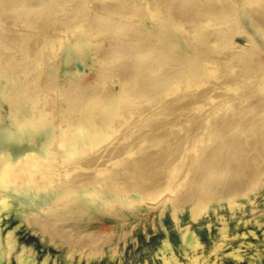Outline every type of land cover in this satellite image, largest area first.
<instances>
[{
    "label": "rangeland",
    "instance_id": "374dc122",
    "mask_svg": "<svg viewBox=\"0 0 264 264\" xmlns=\"http://www.w3.org/2000/svg\"><path fill=\"white\" fill-rule=\"evenodd\" d=\"M19 1L16 2V0H0V5L2 6L0 7L2 8L3 13H1L0 8V22H2L0 23V87L3 85H8L7 93L10 95L6 97L0 94V115L2 113H5L6 111H9L11 108H16L17 116H24L25 114L28 116L30 115L33 118V122H36L38 121V116H40L38 114H41L40 112L44 107L46 108V106L48 105L52 106V103L57 102L55 106V103L53 104L55 111H57L58 104V110H60V112L63 113L64 111V113H66V111H68V113H71L73 115L72 117L70 116V114V118L67 117L68 114L64 115L63 113L62 119L57 120V122L59 121V125L63 126L66 132L69 131L71 133L74 131L76 132L78 130L77 127L79 129H83V127L85 126L89 130L92 129L91 127H94V130H96L94 122L98 120V118L103 117L102 115L104 111L106 112L111 109L110 106L114 105L113 102L116 101L115 98L120 97L122 99L121 102L126 101L127 104L125 102L124 104H122V106L119 105L117 109L113 110V115L115 114L116 116H112V118L114 119V123L111 126V128L113 129L109 127V129H111L109 130V135L107 134L109 137L105 135L104 137H102L103 139H96L89 143L84 142L85 144H79L76 141L75 144L77 145H75V147H78L80 150L78 149L76 152H72L73 159L70 162L66 163L64 166L61 167L57 159L43 158L41 155L39 156V154H33L32 152H35L34 150H27V153L25 152L26 155H35L34 161L30 163L35 162L36 164L34 163L27 165V162H29V156L26 157L24 153L22 157L18 158L19 160L17 159L15 164L10 165L12 167V170H14L15 172L12 173H14V176L18 178L21 177L22 179L26 180H33V182L34 179L36 182L43 181L45 180L44 178H46V181L50 179H53L55 181L63 177L65 179L64 182L67 181L66 183L68 187H74L77 185V187L74 188L75 190H79L80 187L91 184L90 180L92 179H99V177L101 179L108 178V175L110 174L112 178L124 180L125 186L123 185V183L120 184V187L122 189L125 188L123 191H126L128 187L132 186L131 188H133V192L139 190L141 191V195L144 196L129 198L130 200H127L125 202L122 200L113 199V203H111L112 205L110 204V202L106 203L105 205H103V203H100V205H96L86 201L82 196H80L79 193L73 194L76 191H72L67 193L66 198L64 197L65 200H63V198L62 201H58L61 203H47L42 205L40 209H24L23 214H20L22 218L19 217V215L17 216L14 210L2 208L0 211V234L6 236L8 233L14 232L17 240L20 243L27 242V244L29 245L33 244L36 251L35 257L37 261L35 263L34 260V262H29L28 264H264V146L260 145L261 142L264 143V128H262V130L260 129V122L254 124L258 125V128H255V133H258L256 134L258 137L254 139L256 140V142H258V147L255 146L252 148V146H250L246 154L247 158L246 156L245 158L243 157V159L246 160L243 161L244 163L249 161L248 167H238L239 169H248L246 172L244 170L235 171V168H232L233 170L229 169L228 173L226 174H229L232 177L227 175L226 178L228 179L225 178L223 180L221 179L222 177H218L219 179H221V182L217 180V173H214L212 176L213 181L217 180V185L215 184L214 187L215 189L207 188L203 185L205 187L204 188L200 185V183H198L199 181H197V184H195H199V189H196V187L198 186L194 187L196 190L193 188L189 189L190 187L187 184L188 182L196 179V177L198 178V176H201L200 174L197 175L198 173L194 172V167L191 166L193 163H195V159L198 158L199 154H195V152L191 150H194L196 146L199 147L201 143L206 144V142L208 145H210L208 148L209 150H212L210 147H218L217 145H214L216 143V140L210 141L208 139V136L206 135L208 131L205 130L206 126H208V123L211 125V121L213 123L218 119V117H220L215 116L214 118V116L212 117L209 115L211 112H215L216 110H214V104L217 107L220 103L219 101H222L221 99L232 101L230 104H228L229 107L225 108L227 110L229 108L234 109L235 106H233L232 104L236 105V110H233L235 112L232 111L235 114L229 112L230 110H232L230 109L227 113L228 116L227 114L226 116L228 118L233 114L231 117L235 118V120L237 118L238 121L243 122L241 124L243 127H246L247 125L249 127L250 122L253 121L251 120V117H248L247 114L251 116V112H255L252 113V118H255L257 116L258 120L260 119L259 115H261V117H263L264 115V113L261 114L262 112H264V108L260 107V109H258H262V111H259V115L256 113L258 112L257 108L255 109V111L251 112H247L246 109L245 111L247 113L243 114V116L236 115L237 112H239V109L246 108L245 106L248 107L249 104L252 107L257 104V101L258 103L263 101L264 58L258 54L264 51V48H262V51L260 49L262 44L259 42L260 44L257 45L259 47V52H256L258 50L254 51L255 53L253 54L252 58L246 62H243V64H241L240 62V64H238V62L236 61V63L238 64L237 65L236 63H234L235 61H232L235 59H233L232 56L236 55V51L238 52L241 47L243 48L248 45L250 47L252 46L250 44V40L260 41L262 38H264V28L262 31V26L264 27V23L261 26V23L264 20V15H261L264 12L262 11L264 10V0H257L253 2L254 5L249 0H122L124 2H122L121 0H104V2L106 1L105 4H103L102 0H76L77 3L75 0H32L33 3H36L38 6L41 5L38 4L39 1L40 3H43L42 6L37 7V9L35 8L37 6L36 4L35 7L33 6L34 4L31 5L33 6V11L36 10L38 12H29L30 15L28 13L27 15H24L26 14L24 10L31 11L30 9H27L28 7H30L29 0H26L28 4L22 0L23 2H21L23 4L26 3L24 5L28 7L23 5L20 6L22 8L21 9L18 8L19 6H17L19 10L21 9L20 11H17L14 7V10L17 11V14H14L16 13V11L12 14H14L13 16L15 17L10 15L7 8L3 9L5 6L7 7L10 4L12 5L13 3H16V5H18L17 3H19ZM32 1L30 2V4H32ZM68 1L71 3H69ZM80 1L82 2V4L80 3ZM246 1L249 2L248 4L250 5H247ZM73 2L75 4H72ZM139 2H143L146 8H139ZM237 2L240 3L238 4ZM22 3L19 4L21 5ZM78 3H80L81 5H77ZM236 3L238 5L235 6ZM65 5L66 8H64ZM68 5L72 7H69ZM85 5L89 6H87L88 9ZM98 5H104L105 7H107V9H110L113 12L116 11V13L118 14H115L113 16L115 17V20L109 21L110 25L117 24V21L118 24H120L119 21L122 22L123 20L125 22L127 21L126 19L130 17L131 19L128 18L130 20L129 22L131 23V20L133 19L134 21L132 20L133 22L131 24L134 25V27H136L137 25L139 27L137 26L136 28H133L131 27L132 25L130 26L129 24L132 33L129 32L130 28L128 27V29H124L128 31L124 32L123 30L124 33L122 32L120 35L116 34L117 31L115 30V26H104L103 24L99 23V18L100 21L103 20L102 17H110L111 19L113 18L112 16H109L105 11V13L98 11ZM239 5H241V7ZM252 5L260 6L261 8L259 7L260 10L258 9L254 11L253 9L251 10V7L253 8ZM23 7H26V9ZM130 7H132V9H129ZM235 7L236 9H234ZM55 8L56 13L58 14L55 13ZM77 8H83V10L85 11L82 13L83 10L77 11ZM95 8L97 9V11L95 10ZM229 8H231L232 10H230ZM66 9L68 12L66 11ZM244 9H246L249 13L255 12L252 15L249 14L251 15V18L255 17L254 20L260 19V22L255 20V22L257 23L255 26L256 28H254V26L252 25H249L248 21L243 18L242 15ZM3 10H6V14H9L11 18H9L8 15H4L5 11ZM250 10L253 12H250ZM21 11L24 14H22ZM57 11H59L60 13ZM69 11L71 14L69 13ZM74 11L77 12V16L75 15L76 12ZM141 11H144L145 15L146 12H148L149 14L160 12V14L163 16V20H155L147 15L145 17L143 16L144 13L142 14ZM256 11L262 13H259V15L258 13H256ZM19 12H21V15H18ZM51 12L55 15H53ZM66 12L67 14H65ZM62 13H64L65 16H63ZM230 13H232V16ZM98 14L102 16H99ZM215 14L218 16L220 14L222 18L220 16L217 17ZM208 15L211 17V19H208L210 18L207 17ZM227 15H229L230 18H233L229 20L230 23L228 21H224L227 20ZM2 16H4V18ZM205 16L207 17V21L205 20ZM120 17L121 19L119 20L118 18ZM95 18L98 20L99 25L96 23L97 21ZM110 18L108 20H110ZM2 19L6 21L4 22ZM219 19L223 20L225 23L223 21L218 22ZM53 20L55 23L53 22ZM135 20H138L137 24H134L136 23ZM93 21L95 22V25ZM112 22H114L115 24ZM170 22L175 24L178 30L173 31L171 29H165ZM96 29L98 31H95ZM135 29H137V34L133 32ZM138 29L140 30V32L138 31ZM99 31L103 32L101 34L104 35H101ZM195 33L197 34L196 36ZM117 36H119V38L123 40V44H118V47L120 48L118 49L120 51H115V53H113V51L111 52L110 50L111 48H113L112 44L114 43L115 45V42L118 41L116 40V38H118ZM154 37L156 39H154ZM180 38L183 39L184 45L178 43L180 42ZM218 38L220 39L218 40ZM73 40H79L80 47L79 50L76 51L75 56L67 58L66 56L68 53L66 47ZM139 40L141 41L139 42ZM174 45H176V47H173ZM226 47H228L230 50H226ZM200 48L204 49V51ZM231 50H234L235 52ZM225 51H228L226 53L229 54H224ZM56 53L58 54V56ZM186 56H189L191 58L198 56V66L191 65V67L188 66L187 68H185V62H182V64L181 61L182 59L184 60ZM200 57L204 58L203 62L202 58ZM207 57L209 58L207 59L209 61L205 60ZM210 57H215L216 60H210ZM217 59H220L221 63ZM240 59L241 58H239L238 61H240ZM226 60L232 61L235 65H237V67L239 65H241L242 67L243 65H247L244 68H246L248 76H242L240 73L244 74L245 71L242 70V67L238 68V70L241 69V72L239 71L240 75H237V83L235 82L236 84H234V86L237 87L238 90H240V88L243 90L237 92L234 89L230 90V85H228L229 83L223 81L222 76H224L227 72ZM210 61L218 63L215 64L213 62L214 64L212 65ZM44 63L47 64L45 65ZM220 64L222 65V67ZM200 65H208L206 69L207 73L204 76L200 75ZM51 67L52 69L48 70V68ZM213 68L216 69L214 70ZM224 68H226V71ZM222 69L224 70L223 72H221ZM190 73H192L191 76H189ZM197 75H200L201 77H199L200 84H196L198 85L197 88L195 87L196 85L193 86L194 88L191 86L193 92H190V87H183L188 78L190 79V77L193 76L194 79L197 77ZM48 76L50 77V79ZM241 77L246 78L242 79ZM202 78L204 80H202ZM104 79L105 81H103ZM55 81L56 83H54ZM148 81L149 83L151 82V84L148 83L149 86L146 85L145 89H143L144 85ZM259 81H261L260 84ZM48 83L51 84L52 87L57 86L55 87L57 88V90H54V87L50 88V85ZM156 84L159 86L157 87ZM47 85L49 89L46 87ZM68 85L71 87H69L70 89L68 88ZM248 86L255 88H250ZM125 87L129 88V90L131 89L129 91V93L131 92L130 94H126L128 90L126 89V92ZM147 87H149V92L148 90L146 91ZM154 87L155 89H153ZM178 87L184 89V92L182 89H178ZM61 88L63 89L61 90ZM105 88L106 91H104ZM109 88L112 89L111 92H109L110 94H112L111 96L108 93V90L110 91ZM141 88L143 89V91H141ZM248 88H250V90ZM26 89L30 90V93ZM173 89L174 93H172ZM138 90L143 94H140ZM42 91L45 93H43ZM195 91L201 92H199L200 94L198 96H192L194 95ZM104 92L106 94L108 93L109 96H106ZM146 92L147 95L145 94ZM47 93H49L51 97ZM103 93L106 97H104ZM148 93L149 95L150 93H153L154 97L153 94H151L149 97ZM176 93L180 94L181 96L177 95ZM208 93L211 94L210 99H218L217 102L213 101L212 99L210 100ZM240 93H243L245 95H239ZM187 94H191V97H188ZM12 95L14 99L11 98ZM234 95H237V97H234ZM128 96L131 97L132 104L130 103V97ZM204 96L210 101L207 100ZM218 96L222 98L220 99ZM259 96L260 98H258ZM122 97H125L124 100ZM126 97L128 99H126ZM233 97L235 98V100L236 98L238 99L237 102H235ZM102 98H107L106 106L103 103V101L105 102V100ZM182 98L185 100H183ZM249 98L253 100L255 99V101L251 100L250 102ZM181 99L183 100V103L181 102ZM36 100L38 103L36 102ZM243 100H246L245 102L250 103H244ZM153 101L155 103H153ZM171 102H173L174 104L172 103V105H170ZM197 102H199L200 105H197ZM202 104L204 105V107ZM243 104L244 106H242ZM100 105H104L106 107V110L100 107ZM158 105L162 107L160 108ZM190 105H193V108H190ZM198 106L199 108L201 106V111H193V109H199ZM178 107L179 109L180 107H183V109L181 108L179 110ZM121 108L124 109L123 112H126L121 114ZM210 108H212L213 111L210 110ZM129 109L130 111L132 110L133 114H130V111L129 113L127 112ZM184 109H187V115L180 114L181 112L186 111ZM37 110L39 111L38 113ZM190 110L196 113V115L198 113V116L200 115L194 121V123L190 125L194 128L197 127V129L190 128L188 130H182L180 128L187 126L189 123L188 121L190 120L189 118L192 116L193 112H191ZM83 111H85L84 114ZM88 111L91 112L92 115ZM158 111L163 113H159ZM240 112L239 114H242ZM95 113L99 114V116L97 117V114ZM79 114L80 116L84 117H78ZM89 115H91L90 117L92 118L88 120L91 121L92 119V122H88V120L85 119V117L89 118ZM117 115H120V119ZM245 115L247 116L244 117ZM104 116H106V114ZM51 117L52 115L49 117L50 120H54V118ZM178 117H180L181 119ZM200 117L204 120H202ZM205 117H208V119L206 120ZM77 118H79V122L77 121ZM116 119L117 121H115ZM220 119H222V117H220ZM69 120L72 121L71 125ZM83 120L85 121L86 125H83ZM255 120L256 118L254 119V121ZM64 121L67 122L64 123ZM199 121L201 123H199ZM203 121H206L208 123L206 124ZM244 121H248L245 122L246 126L244 124ZM77 122L81 124L79 125ZM56 123L54 124V127L58 126V124L56 125ZM74 123H77V126H75ZM72 124L75 127L72 126ZM69 125L73 128H71ZM198 125L200 126L198 127ZM204 125L206 126L204 127ZM202 129H204L203 133L204 131H206L203 134V139L205 142L202 141L197 143L194 148L189 147L188 144H190V142L188 141L184 142V144H181L180 142V146L178 145V138L180 136L185 137L187 134L188 137L190 135L189 138L192 140L195 136L198 137L202 133ZM114 130H117V133L115 135ZM236 133L238 134V132ZM237 134H234V136H236ZM259 135L263 138L259 137ZM69 136H71V134ZM234 136H231V138L233 139ZM35 137L36 136H32L31 140L34 141ZM225 137L221 139L224 140L226 139ZM206 138L208 140H205ZM252 138L253 137L250 136L248 140H251ZM257 138H260L259 141H257ZM103 140L105 141L103 142ZM220 141L221 140L219 139V143L217 142L216 144L222 145ZM56 142L54 144H56ZM224 143H226V141H224ZM54 144H52L50 148H54ZM81 147H84V149H82ZM187 149L190 151H188ZM222 149L221 151L223 152V155L225 153L226 156L231 151L230 147L228 148L230 150H227L225 148ZM259 149H261L262 151ZM185 152H187V155ZM205 152H207V154L211 153L208 151ZM220 152V155L217 154V157H215L214 160H216L218 156H220V158L223 156ZM180 154L183 155L181 156ZM180 156L182 157V159H180ZM44 161H46L47 163H44ZM209 161L207 160L206 162H204L206 164V167H203L207 168L213 165L209 164L208 166L207 164ZM179 162H181V164ZM24 164L27 166L26 171L30 168L28 172H24ZM39 164H42L41 166L44 167V171L46 170L47 172H49L48 175L50 176V179L48 178V176L46 177L47 173L46 175H44V171L38 172L37 169ZM235 164H237L238 166L241 164V162H236ZM235 164H233L231 167L236 166ZM242 164L240 166H242ZM195 165L197 166V164ZM32 167L34 168V170L32 169ZM63 167L66 173L59 171ZM257 167L258 169H256ZM190 168L191 170H189ZM174 169H176L177 173ZM33 171H37V173H34ZM237 171H242L244 173L240 175V173H238ZM236 172L237 174H234ZM31 174L34 175L31 176ZM94 176L96 177L94 178ZM235 178H237L236 180H238L239 182H237L236 180L233 181V179ZM199 179L201 180L202 178ZM240 179L243 180L244 183H240ZM231 181L237 182V184L240 183L239 185H237V187H242L243 184V188H246L248 186L249 189H247L246 192V189L243 191L246 194H242V188H238L236 189V191L235 189H233V187L229 190L228 186L232 184L234 185V183H232ZM227 182H231V184ZM226 183L228 184V186L226 185ZM120 187L119 190L121 189ZM237 187L235 186V188ZM210 189L215 190L216 193H211L212 190ZM216 189L219 190L216 191ZM227 191H230L231 194L226 193ZM189 192H194V194L192 195L190 193L191 195L189 196L187 195ZM209 192L211 194H208ZM232 193L235 194L232 195ZM236 193H238L239 195L236 196ZM128 195L130 196V194H126V196ZM206 195H211L214 197V199L210 198L209 200L208 196L206 197ZM192 196H195V198H193ZM3 201L4 199L0 198L1 204L4 203ZM130 202L132 203L130 204ZM57 204H59V207L57 206ZM108 204H110V206H108ZM58 208H61L60 212L59 214L57 212H54L58 214V216L54 217L53 210H56ZM50 209L53 210L51 211ZM48 216L51 217L49 218L50 220L48 219ZM17 217H19V219ZM54 218H58L59 220L57 219L56 221V219ZM60 218H62V220H60ZM48 220L51 222H49ZM166 238L169 239V243H171V245H169V247L167 246V248H163V244L168 243L166 241ZM183 239L185 240L187 248L182 247ZM21 248L18 249L17 252V255L20 256H17L18 260L24 256H33V248H30L31 250H25V253ZM27 252L29 253L27 254ZM18 260L14 256L11 258V260L9 257H6V259L4 258L1 264H18L20 261Z\"/></svg>",
    "mask_w": 264,
    "mask_h": 264
},
{
    "label": "bare ground",
    "instance_id": "6f19581e",
    "mask_svg": "<svg viewBox=\"0 0 264 264\" xmlns=\"http://www.w3.org/2000/svg\"><path fill=\"white\" fill-rule=\"evenodd\" d=\"M19 0H16V2H18ZM22 0H20L19 1V3H22L23 1H25L26 3H27V1L26 0H23L22 2H21ZM32 0H29V5H30V7H28V6H26V5H24V4H26V3H22L21 5L19 4V3H17L18 5H16V3H13L12 5L10 4L9 6H11V7H9V6H5L3 9H6L7 8V10H8V12L10 13V15H14V14H17V11H20L22 8L20 7V6H26V7H28L27 9H30L31 11H28V10H24L25 12H26V14H24L22 11V14H24V15H27V13L30 15V13L31 12H35V11H33L34 9L32 8L33 6L35 7L36 5L33 3V1H32V4H30V2H31ZM70 1V0H69ZM68 1V2H69ZM73 1V0H72ZM76 1V0H75ZM82 1V0H81ZM80 1V3L82 4V2ZM84 1V0H83ZM88 1V0H87ZM87 1H86V4H87ZM92 1V0H91ZM114 1V0H113ZM112 1V2H113ZM122 1V0H121ZM128 1V0H127ZM126 1V2H127ZM142 1V0H141ZM143 1H146V0H143ZM252 4H253V2H255V1H257V0H249ZM260 1V0H259ZM262 1V0H261ZM51 2V1H50ZM63 2V1H62ZM65 2H67V1H65ZM100 2V1H99ZM102 2H103V4H105V2H104V0H102ZM101 2V3H102ZM118 2V1H117ZM122 2H124V1H122ZM125 2V3H126ZM234 2V1H233ZM236 2V1H235ZM247 2V1H246ZM7 3V4H8ZM43 3V2H42ZM42 3H40V1H39V3L38 4H41V5H39V6H42ZM59 3V2H58ZM69 3H71V2H69ZM76 3H77V1H76ZM80 3H78L77 5H81ZM109 3V2H108ZM124 3V4H125ZM238 3V2H237ZM235 4V6L236 5H238V4ZM249 2H247V5H250V4H248ZM28 4V3H27ZM34 4V5H33ZM72 4H75L74 2L72 3ZM71 4V5H72ZM97 4V3H96ZM107 4V3H106ZM112 4V3H111ZM127 4V3H126ZM159 4V3H158ZM14 5V6H13ZM31 5H33V6H31ZM56 5V4H55ZM91 5V4H90ZM108 5V4H107ZM129 5V4H128ZM147 5V4H146ZM243 5H246V4H243ZM254 5V4H253ZM252 5V6H253ZM1 6V5H0ZM17 6H19L18 8H21L20 10L17 8ZM38 5L35 7L36 9H37V7H39ZM44 6V5H43ZM48 6V5H47ZM69 7H72V6H70V5H68ZM76 6V5H75ZM78 6V7H79ZM86 6V5H85ZM88 6V5H87ZM86 6V8L88 9V7ZM120 6V5H119ZM124 6V5H123ZM133 6V5H132ZM240 7H241V5H239ZM2 7V6H1ZM0 7V8H1ZM14 7L16 8V10H14ZM26 7H23V8H25L26 9ZM45 7V6H44ZM59 7H61V6H59ZM58 7V8H59ZM64 7V6H63ZM62 7V8H63ZM138 7L140 8H146V6H145V4L143 3V2H139L138 3ZM238 7V6H237ZM247 7V6H246ZM245 7V8H246ZM260 6H253V8L251 7V10L253 9L254 11L255 10H260V8H259ZM64 8H66V5H65V7ZM137 8V7H136ZM156 8V7H155ZM225 8H226V6H225ZM263 8H264V6H263ZM40 9H41V7H40ZM70 9V8H69ZM72 9H75V8H72ZM93 9V8H92ZM97 9H98V11H101V12H103V13H105V12H107V14L109 15V16H112V18L113 19H111L110 17V20H108L109 18L107 17V18H104V17H102L103 18V20H101L100 21V18L98 19L99 20V23L100 24H103L104 26L105 25H109V26H115V30L117 31V33L116 32H114V33H116V34H121L122 32H123V30L124 29H128V27L130 28V30H129V32H131L132 33V31H131V27H133V28H136V27H134V25H132L131 23L134 21L133 19V21L131 20V23L129 22L130 20L128 19V18H130V17H128L126 20L128 21H123L122 20V22H120L119 21V23L120 24H118V21L116 22L117 24H115L114 22H112V23H114L115 25H110L109 24V21H111V20H115L114 18L115 17H113L115 14H117L116 13V11L115 12H113V11H111L110 9H107V7H105L104 5H98L97 6ZM97 9L95 8V10L97 11ZM119 9V8H118ZM129 9H132V7H130ZM230 10H232L231 8H229ZM234 9H236V7L234 8ZM233 9V10H234ZM247 9V8H246ZM246 9H244L243 10V18L244 19H246V21H248V24L249 25H252V26H254V28H256L255 26H256V22H255V20L256 21H259V20H257V19H255L254 20V18H251V15L253 14V13H255V12H253V11H251L250 10V12H253V13H249V12H247V10ZM50 10V9H49ZM55 10V13H56V8L54 9ZM58 10V9H57ZM63 10V9H62ZM78 10H83V8L82 9H78L77 8V11ZM223 10V9H222ZM225 10V9H224ZM3 11H5V14L4 15H8L9 16V14H6V10H3ZM16 11V13H14V14H12L13 12H15ZM28 11V12H27ZM52 11H53V9H52ZM65 11V10H64ZM66 11H67V9H66ZM85 10H83L82 11V13L84 12ZM105 11V12H104ZM120 11V10H119ZM122 11V10H121ZM137 11H138V9H137ZM262 11H264V10H262ZM7 12V13H8ZM21 12H19V14L18 15H21ZM30 12V13H29ZM36 12H38V11H36ZM57 12H59V11H57ZM68 12V11H67ZM67 12L65 13V14H67ZM74 12H76V11H74ZM142 12V11H141ZM1 13H2V8H1ZM52 13V12H51ZM53 13H54V11H53ZM52 13V14H53ZM60 13V12H59ZM69 13H70V11H69ZM82 13H80V14H82ZM144 13V11L142 12V14ZM256 13H260V12H257L256 11ZM262 13V12H261ZM260 13V14H261ZM3 14V13H2ZM56 14H58V13H56ZM63 14V16H65L64 15V13H62ZM71 14V13H70ZM75 14V13H74ZM85 14V13H84ZM83 14V15H84ZM96 14V13H95ZM203 14V13H202ZM205 14V13H204ZM209 14V13H208ZM218 14V13H217ZM231 14V16H232V13H230ZM249 14H251V15H249ZM259 14V15H260ZM53 15H55V14H53ZM76 16H77V12H76V14H75ZM99 15V14H98ZM118 15V14H117ZM130 15V14H129ZM140 15V14H139ZM146 15L147 16H149L150 18H152V19H155V20H163V16L160 14V12H156V13H152V14H149L148 12H146ZM146 15H145V13H144V15L143 16H145L146 17ZM182 15H184V14H182ZM216 15V14H215ZM258 15V16H259ZM261 15H264V12L261 14ZM49 16V15H48ZM51 16V15H50ZM70 16V15H69ZM74 16V15H73ZM99 16H102V15H99ZM120 16V15H119ZM123 16V15H122ZM134 16V15H133ZM142 16V15H141ZM191 16V15H190ZM204 16V15H203ZM217 17H221L222 18V16L219 14V16L218 15H216ZM3 18H4V16H2ZM13 17H15V16H13ZM12 17V18H13ZM24 17V16H23ZM95 17V16H94ZM97 17V16H96ZM106 17V16H105ZM207 17H210L209 15L207 16ZM206 16H205V20H206V18H207ZM8 18V17H7ZM9 18H11L10 16H9ZM126 18V17H125ZM232 18V17H231ZM231 18L229 17V15H227V17H226V19L227 20H224V21H228L229 22V20H231ZM257 18V17H256ZM262 18V17H261ZM264 18V17H263ZM49 19H51V18H49ZM96 19V18H95ZM105 19V20H104ZM119 20L121 19V17L120 18H118ZM123 19V18H122ZM131 19V18H130ZM137 19V18H136ZM165 19V18H164ZM208 19H211V17L210 18H208ZM214 19V18H213ZM212 19V20H213ZM233 19V18H232ZM3 21H4V19H2ZM94 20V19H93ZM98 20L96 19V23L98 24ZM116 20H117V16H116ZM173 20H175V19H173ZM179 20V19H178ZM262 20V19H261ZM6 21V20H5ZM4 21V22H5ZM50 21V20H49ZM65 21V20H64ZM93 21V22H94ZM138 21V20H137ZM137 21L135 20V22L136 23H134V24H137ZM140 21H142V20H140ZM168 21V20H167ZM207 21V20H206ZM219 21H223V20H218V22ZM223 21V22H224ZM264 21V20H263ZM262 21V23H261V26H262V24L264 23ZM53 22H54V20H53ZM95 22H94V25H95ZM209 22V21H208ZM207 22V23H208ZM211 22V21H210ZM260 22V21H259ZM0 23H2V22H0ZM55 23V22H54ZM111 23V24H112ZM139 23H141V22H139ZM143 23V22H142ZM225 23V22H224ZM230 23V22H229ZM234 23H236V22H234ZM247 23V22H246ZM49 24H51V23H49ZM129 24H130V26H129ZM209 24V23H208ZM54 25V24H53ZM52 25V26H53ZM99 25V24H98ZM141 25V24H140ZM233 25V24H232ZM232 25H231V27H232ZM264 25V24H263ZM55 26V25H54ZM117 26V27H116ZM235 26V25H234ZM233 26V27H234ZM2 27H4V26H2ZM98 27V26H97ZM139 27V26H138ZM163 27V26H162ZM229 27H230V25H229ZM54 28V27H53ZM104 28V27H103ZM112 28V27H111ZM263 26H262V31H263ZM0 29H1V27H0ZM99 29V28H98ZM113 29V30H114ZM165 29H167V30H169V29H171V30H173V31H176V30H178V28L175 26V24H173V23H168V26L165 28ZM233 29V28H232ZM235 29V28H234ZM136 30L137 29H135L133 32H135L136 33ZM180 30V29H179ZM80 31V30H79ZM95 31H98L97 29L95 30ZM102 31V30H101ZM107 31V30H106ZM125 31H128V30H124V32ZM138 31L140 32V30L138 29ZM100 32V31H99ZM123 32V33H124ZM181 32V31H180ZM185 32V31H184ZM264 32V31H263ZM101 33H103V32H100V34ZM105 33V32H104ZM109 33H112V32H109ZM113 33V34H114ZM134 33V34H135ZM138 33V32H137ZM136 33V34H137ZM167 34V33H166ZM101 35H104V34H101ZM115 35V34H114ZM126 35V34H125ZM197 34L195 33V36H196ZM234 35V34H233ZM248 35H250V34H248ZM166 36V35H165ZM169 36V35H168ZM220 36V35H219ZM118 38H116V40H118V41H116L115 42V45H114V43L112 44V47L113 48H111V52L113 51V53H115V51H117V52H119L120 50V48L118 47V44H121L122 43V41L123 40H121L120 38H119V36H117ZM151 37V36H150ZM156 37V36H155ZM154 37V39H156ZM152 38V37H151ZM206 38H208V37H206ZM146 39V38H145ZM220 38H218V40H219ZM228 39V38H227ZM138 40V39H137ZM226 40V39H225ZM132 41V40H131ZM135 41V40H134ZM133 41V42H134ZM141 40H139V42H140ZM180 42H178L179 44H181V45H184L183 44V39H181L180 38V40H179ZM127 42V41H126ZM142 42H143V40H142ZM186 42V41H185ZM262 44V46H261V51H262V48H264V38H262L260 41H256V40H250V44L252 45L251 47L248 45V46H245V47H241L239 50H238V52L236 51V55H234V56H232L233 57V59L234 60H232L234 63H236V61L238 62V64H243V62H246V61H248L249 59H251L252 58V56H253V54L255 53L254 51H256V50H258V51H256V52H259V47L257 46V45H259L260 43ZM137 43V42H136ZM176 43V42H175ZM202 43V42H201ZM216 43V42H215ZM214 43V44H215ZM221 43H222V41H221ZM228 43H230V42H228ZM62 44V43H61ZM79 44H80V41L79 40H73V41H71L68 45H67V47H66V49H67V58H70L71 56H75V54H76V51H78L79 50ZM123 44V43H122ZM128 44V43H127ZM133 44V43H132ZM196 44H198V43H196ZM141 45V44H140ZM180 45V46H181ZM230 45V44H229ZM235 45V44H234ZM239 45H241V44H239ZM117 46V47H116ZM120 46V45H119ZM123 46V45H122ZM172 46V45H171ZM198 46V45H197ZM237 46V45H236ZM241 46H243V45H241ZM173 47H176V45H174ZM229 47V46H228ZM228 47H226L225 49L227 50V49H229ZM232 47V46H231ZM119 48V49H118ZM182 48V47H181ZM234 48H235V46H234ZM201 49V48H200ZM233 49V48H232ZM201 50H203L204 51V49H201ZM230 50V49H229ZM61 51V50H60ZM200 51V50H199ZM231 51H233V52H235L234 50H231ZM231 51H230V53H231ZM260 51V52H261ZM109 52V51H108ZM122 52V51H121ZM219 52H220V50H219ZM226 52H228V51H225V53L224 54H227ZM58 53H59V51H58ZM123 53V52H122ZM222 53H223V51H222ZM221 53V54H222ZM57 54V53H56ZM186 54V53H185ZM229 54V53H228ZM227 54V55H228ZM259 55H261L263 58H264V51L262 52V53H258ZM118 55H120V54H118ZM124 55V54H123ZM196 55H197V53H196ZM196 55H194V56H196ZM214 55V54H213ZM57 56H58V54H57ZM193 56V55H192ZM203 56V55H202ZM212 56V55H211ZM218 56V55H217ZM236 56V57H235ZM51 57V56H50ZM53 57V56H52ZM142 57V56H141ZM148 57V56H147ZM181 57V56H180ZM198 57V56H197ZM197 57H193V58H191V57H189V56H186L185 58H184V60L182 59V61H181V63L182 62H185L184 64V66H186L185 68H187L188 66H190L191 67V65H196V66H198V58ZM238 57V58H237ZM200 58H202V57H200ZM230 58H231V56H230ZM239 58H243L242 59V61H241V59H240V61H238V59ZM186 59V60H185ZM188 59V60H187ZM203 59L204 58H202V62H203ZM207 59H209L208 57L205 59L206 61H209V60H207ZM216 60V58L214 57H210V60ZM228 59V58H227ZM46 60H47V58H46ZM204 60V61H205ZM218 60V59H217ZM205 61V62H206ZM219 62L221 61L220 59L218 60ZM223 61V60H222ZM227 61V60H226ZM232 61H227L226 62V68H227V72L225 73V75L224 76H222L223 77V81H225L226 83H229L228 85H230L229 86V88H230V90L231 89H234L236 92L237 91H240V90H243V89H241L240 87H238V88H240V90H238L237 89V87H235L234 86V84H236L237 82H236V80H238L237 79V75H242V76H246L247 75V72H246V68H244L245 66H247V65H243V67L241 66V65H239L238 67H237V65H235ZM164 62V61H163ZM188 62H189V64H188ZM211 62V61H210ZM214 61H212L211 63H212V65L215 63H213ZM230 62V63H229ZM240 62V63H239ZM207 63V62H206ZM218 63V62H217ZM217 63H215V64H217ZM221 63V62H220ZM224 63H225V61H224ZM45 64V63H44ZM47 64V63H46ZM45 64V65H46ZM183 64V63H182ZM181 64V65H182ZM223 64V63H222ZM221 65V64H220ZM30 66V65H29ZM183 66V67H184ZM215 66H217V65H215ZM214 66V67H215ZM181 67V66H180ZM200 67V71H201V73H200V75H202V76H204L206 73H207V71H206V69H207V67H208V65H200L199 66ZM198 67V68H199ZM211 67V66H210ZM219 67V66H218ZM218 67H216V68H218ZM221 67H222V65H221ZM242 67V70H244L245 71V75L244 74H242V73H240L239 74V71L241 70H238V68H241ZM78 68V67H77ZM171 68V67H170ZM182 68V67H181ZM215 68V69H216ZM226 68H224L225 69V71H226ZM32 69V68H31ZM49 69H52V67L51 68H48V70ZM178 69H179V67H178ZM214 69V68H213ZM214 69V70H215ZM27 70V69H26ZM183 70V69H182ZM185 70V69H184ZM199 70V69H198ZM29 71H31V70H29ZM101 71V70H100ZM164 71V70H163ZM224 70L222 69V71L221 72H223ZM244 71H242V72H244ZM263 71V70H262ZM48 72V71H47ZM166 72H167V70H166ZM241 72V71H240ZM249 72V71H248ZM218 73V72H217ZM46 74V73H45ZM253 74V73H252ZM192 75V73H190L189 74V76H191ZM200 75H197V77L196 78H194L193 79V76L192 77H190V79L188 78V80H187V82L185 83V85L183 86L184 88H189V89H191V91L190 92H193L192 91V88H191V86L193 87V86H195L196 84H198L199 82H200ZM221 75H222V73H221ZM260 75V74H259ZM53 76V75H52ZM158 76V75H157ZM248 76V75H247ZM49 77V76H48ZM105 77V76H104ZM178 77V76H177ZM200 77V78H199ZM209 77V76H208ZM211 77V76H210ZM218 77H219V75H218ZM240 77V76H239ZM103 78V77H102ZM216 78V77H215ZM242 79L244 78H246V77H241ZM49 79H50V77H49ZM146 79V78H145ZM148 79V78H147ZM180 79V78H179ZM199 79V80H198ZM48 80V79H47ZM184 80V79H183ZM182 80V81H183ZM198 80V81H197ZM202 80H204L203 78H202ZM51 81V80H50ZM103 81H105V79L103 80ZM164 81V80H163ZM179 81V80H178ZM209 81V80H208ZM207 81V82H208ZM253 81V80H252ZM255 81H257V80H255ZM146 82V81H145ZM155 82V81H154ZM153 82V83H154ZM236 82V83H235ZM251 82V81H250ZM260 82L261 81H259V84H260ZM2 83V82H1ZM54 83H56V81L54 82ZM72 83V82H71ZM142 83V82H141ZM149 81L145 84V83H143V84H145L144 85V88L143 89H145V87H146V85L147 86H149V84H151V82L149 83ZM152 83V84H153ZM157 83V82H156ZM183 83V82H182ZM204 83V82H203ZM210 83V82H209ZM256 83V82H255ZM264 83V82H263ZM5 84V83H4ZM49 84V83H48ZM108 84V83H107ZM200 84V83H199ZM243 84V83H242ZM247 84H249V83H247ZM50 86V88L52 87L51 86V84H49ZM109 85V84H108ZM111 85V84H110ZM157 85V84H156ZM167 85V84H166ZM206 85V84H205ZM221 85V84H220ZM224 85V84H223ZM45 86V85H44ZM140 86V85H139ZM154 86V85H153ZM159 85H157V87H158ZM165 86V85H164ZM181 86V85H180ZM179 86V87H180ZM197 86L198 85H196L195 87L197 88ZM239 86V85H238ZM243 86V85H242ZM42 87V86H41ZM47 88H48V85L46 86ZM54 87V86H53ZM52 87V88H53ZM55 87H57V86H55ZM53 88L54 90L56 89L57 90V88ZM70 86L68 85V88H69ZM106 87V86H105ZM110 87V86H109ZM127 87V86H126ZM125 87V91H126V89L128 90V92L126 93V94H128L129 93V91L131 90H129V88H126ZM152 87V86H151ZM150 87V88H151ZM178 87V89H182V88H179ZM203 87V86H202ZM217 87V86H216ZM224 87V86H223ZM228 87V86H227ZM248 87H250V86H248ZM43 88V87H42ZM71 88V87H70ZM69 88V89H70ZM107 88V87H106ZM106 88H105V90L104 91H106ZM113 88V87H112ZM131 88V87H130ZM148 88L149 87H147L146 88V91L148 90ZM174 88V87H173ZM175 88H177V87H175ZM194 88V87H193ZM211 88H213V87H211ZM247 88V87H246ZM245 88V89H246ZM250 88H255V87H250ZM250 88H248L249 90H250ZM30 89V88H29ZM41 89V88H40ZM49 89V88H48ZM63 88H61V90H62ZM108 89V88H107ZM110 89V91L108 90V93L109 92H111V88H109ZM140 89V88H139ZM143 89L141 88V91H143ZM153 89H155V87L153 88ZM172 89V88H171ZM207 89V88H206ZM257 89V88H256ZM28 92L31 90H28V89H26ZM183 90V92H184V89H182ZM182 90H180V91H182ZM216 90H218V89H216ZM247 90V89H246ZM254 90V89H253ZM7 91H8V85H3V86H1L0 87V94L1 95H3V96H6V97H8V96H10L8 93H7ZM44 91V90H43ZM42 91V92H43ZM46 91V90H45ZM139 91V90H138ZM137 91V92H138ZM141 91H139V93L141 94L142 92ZM145 91V90H144ZM150 90H148V92H149ZM159 91V90H158ZM179 91V90H178ZM186 91V90H185ZM197 91V90H196ZM195 91V92H196ZM202 91V90H201ZM201 91H198V92H194V95H192V96H198L200 93L199 92H201ZM207 91V90H206ZM212 91H214V90H212ZM221 91V90H220ZM257 91V90H256ZM10 92V91H9ZM54 92H56V91H54ZM53 92V93H54ZM67 92V91H66ZM69 92V91H68ZM115 92V91H114ZM151 92H152V90H151ZM187 92H188V90H187ZM209 92V91H208ZM216 92V91H215ZM218 92V91H217ZM235 92V93H236ZM243 92V91H242ZM251 92V91H250ZM255 92V91H254ZM11 93H12V91H11ZM30 93V92H29ZM28 93V94H29ZM32 93V92H31ZM43 93H45V92H43ZM105 93V92H104ZM104 93H103V95H104ZM106 94V96H109V94ZM131 93V92H130ZM129 93V94H130ZM156 93V92H155ZM169 93V92H168ZM172 93H174V89H173V92ZM179 93V92H178ZM212 93V92H211ZM220 93H222V92H220ZM246 93V92H245ZM249 93V92H248ZM263 93H264V91H263ZM14 94V93H13ZM27 94V93H26ZM33 94V93H32ZM48 95H49V93H47ZM46 94V95H47ZM114 94V93H113ZM132 94H133V92H132ZM143 94V93H142ZM146 95H147V92L145 93ZM151 94H153V93H150V95ZM177 94V93H176ZM184 94V93H183ZM182 94V95H183ZM186 94V93H185ZM193 94V93H192ZM45 95V94H44ZM53 95V94H52ZM112 94H110V96H111ZM150 95H149V93H148V96L150 97ZM177 95H180V94H177ZM188 95V97H191V94L189 95V94H187ZM211 94H209L208 93V96H209V99H210V96ZM214 95V94H213ZM239 95H245V94H243V93H240ZM34 96V95H33ZM50 96V95H49ZM57 96V95H56ZM67 96V95H66ZM105 95H104V97H106ZM132 96V95H131ZM136 96V95H135ZM143 96V95H142ZM145 96V95H144ZM172 96H173V94H172ZM181 96V95H180ZM201 96V95H200ZM199 96V97H200ZM247 96V95H246ZM246 96H242V97H246ZM252 96H253V94H252ZM40 97V96H39ZM42 97V96H41ZM51 97V96H50ZM117 97V96H116ZM128 97H130V96H128ZM153 97H154V94H153ZM160 97H161V95H160ZM163 97V96H162ZM176 97H178V96H176ZM183 97V96H182ZM187 97V96H186ZM205 97V96H204ZM206 97H207V95H206ZM205 97V98H206ZM219 97V96H218ZM225 97V96H224ZM234 97H237V95L235 96L234 95ZM233 97V98H234ZM12 99H14V97H13V95H12V97H11ZM55 98V97H54ZM99 98V97H98ZM107 98H110V97H107ZM107 98L105 99V98H102V99H104L105 100V102L103 101V103L105 104V106L107 105L106 104V100H107ZM123 98V100H124V98L125 97H122ZM165 98V97H164ZM213 98H214V96H213ZM220 99L222 98V97H219ZM241 98V97H240ZM258 98H260V96L258 97ZM262 98V97H261ZM10 99V98H9ZM42 99V98H41ZM111 99H114V98H111ZM119 99V100H118ZM126 99H128L127 97H126ZM125 99V100H126ZM133 99V98H132ZM153 99V98H152ZM157 99V98H156ZM174 99V98H173ZM178 99V98H177ZM183 99V98H182ZM181 99V102L183 101V100H185V99H183L182 100ZM192 99V98H191ZM198 99V98H197ZM207 100H209L208 98H206ZM212 99V98H211ZM210 99V100H211ZM219 99V100H220ZM228 99V98H227ZM230 99V98H229ZM250 100V102H251V100H253V99H251V98H249ZM52 100V99H51ZM100 100V99H99ZM115 102H113V104L114 105H112V106H110V108L111 109H109V111H104L103 109V115H102V113H101V115L103 116V117H100V118H98V120H94L95 122V128H96V130H94V127H91L92 129L91 130H89L86 126L85 127H83V129H79L78 127H77V131L75 132H66L65 131V129H64V127L63 126H60L59 125V121L57 122V120H61L62 119V117H63V113H64V111H63V113L62 112H60V110H58V104H57V111H55L54 110V106L56 105V103L57 102H54V103H52V106H53V104H54V106L52 107V106H50V105H48V106H46V108L44 107L43 108V110L40 112L41 114H38V115H40V116H38L37 118H38V121H36V122H33V118L29 115H24V116H17L16 115V108H11L9 111H6L5 113H2L1 115H0V198H2V199H4V203L3 204H1L0 203V211H1V209L2 208H8L9 210H14L15 212H16V214H17V216L19 215V217H21L20 216V214H23V210L24 209H28V208H31V209H40L41 207H42V205H44V204H47V203H57L58 201H62V199L65 197L66 198V195H67V193L68 192H74V191H76V192H74L73 194H75V193H79L80 194V196H82L86 201H88V202H90V203H93V204H96V205H100V203H103V205H105L106 203H108V202H110V204L111 203H113L112 201H113V199H118V200H122V201H127V200H130L129 198H134V197H142V196H144V195H141V191H139V190H137V191H134L133 192V188H131V187H128L127 188V190L126 191H123L124 189H122L121 187H120V184H122L123 183V185L125 184V182H124V180H122V179H115V178H112L111 176H110V174L108 175V178H103V179H101L100 177H99V179H92V180H90L91 181V184H87V185H85V186H82V187H80V189L79 190H75L74 188L75 187H77V185L76 186H72V187H68L67 186V181L66 182H64V178L63 177H61L60 179H58V180H53V179H50L49 177V172H47L46 170L44 171V167L43 166H41L42 164H39V166H38V172L39 171H44L43 173H45L44 175H46V173H47V175H46V177L48 176V178L51 180H47L46 181V178H44L45 180H43V181H38V182H36L35 181V179H34V182H33V180L32 181H30V180H26V179H22L21 177L20 178H18V177H16V176H14L15 174V172H14V170H12V167L10 166V165H13V164H15V162L17 161V159L18 158H20V157H22V155L27 151V150H34L35 152H32L33 154H39V156L41 155L43 158H51V159H57V161H58V163L61 165V167L62 166H64L66 163H68V162H70L72 159H73V157H72V152H76L79 148L78 147H75V145H77V144H75V142L77 141L79 144L80 143H84V142H87V143H89V142H91V141H94V140H96V139H101L102 137H104L105 135H109V133H110V131L109 130H111V129H113V128H111V126H112V124L114 123L113 122V118H112V116H116L115 114L113 115V113H114V111L113 110H115V109H117L118 108V106L119 105H121L122 106V104H124L126 101H124V102H121V98L120 97H118V98H115ZM162 100V99H161ZM175 100V99H174ZM209 100V101H210ZM213 100V99H212ZM218 100V99H217ZM217 100H213V101H215V102H217ZM222 101H219L220 103H219V105L216 107L215 106V104H214V110H215V112H211L209 115L210 116H214V118H215V116H220V117H222V119H220V117H218V119L217 120H215L213 123H212V121L210 122L211 123V125L208 123V122H206V121H203V122H205L208 126H206V125H204V127L206 126V128H205V130H207L208 132H207V136H208V139L210 140V141H212V140H216V143L218 142V140L220 139L221 141H220V143H222V145L221 144H214V145H217L218 147H216V146H214V145H212V146H214V148H212V147H210L212 150H209L208 148H209V146L210 145H208L207 144V142H206V144H203V143H201V145H203V146H199V147H197L196 146V144L197 143H199V142H202V141H204V137H203V134L206 132V131H204V133H203V130L204 129H202V133L199 135V134H197V135H199L198 137L197 136H195L194 137V139H190L189 137H190V135H189V137H188V135L186 134V136L183 138L182 136H180L179 138H178V145L180 144V142H181V144H184V142H190V144H188L189 145V147H193L194 148V146H196L195 147V149L194 150H191V151H194L195 152V154H199V156H198V158H196L195 159V163H193L191 166L192 167H194L193 168V171L194 172H197L198 174L197 175H201V176H198V178L196 177V179H198V180H196V179H194V180H192V181H190V182H188L187 184H188V186L190 187L189 189H195L194 187L195 186H198V185H195V184H197L196 182L197 181H199L198 183H200V185L202 186V187H207V188H214L215 187V184H216V182H217V180L218 181H220L221 182V179L223 180V179H225L226 177H227V175H229V174H226V173H228V171H229V169H231V170H233L232 168H235V171L236 170H238V171H240V170H244L245 172L248 170V169H245V168H247L248 167V164H249V161L248 162H243V161H246L245 159H243V157L245 158V156H246V154H247V151L249 150V148H250V146H252V148L253 147H258L257 146V144H258V142H256V140H254V139H256V137H258L256 134H258L257 132L255 133V128H258V125L256 124V125H254L255 123H257V122H260V129L262 130V128H264V115H263V117H261V115H259L258 113H259V111H262V109L261 110H259L260 108H264V103H263V101H264V98H263V101L262 102H260V103H262V104H260V103H258V101L256 102L257 104V106L255 105V106H252L251 107V105L249 104L248 105V107L247 106H245L246 108H243V109H239V108H237V109H239V112L240 113H242V114H239V112H237V114L236 115H241V116H243V114H245V113H247V112H251V111H255V109L257 108H259L257 111L258 112H256L259 116H260V119L258 120L257 119V116L255 117L256 118V120H258V121H254V119L255 118H252L253 117V115H252V113H255V112H251V116H249V114H247L248 115V117H251V120H253L252 122H250V124H249V127H248V125L246 126V123L245 122H248V121H244V124H245V126L246 127H243L241 124L243 123V122H240V121H238L237 120V118H236V120H235V118H233V117H231L233 114H235V113H233V112H235V111H233L234 109L236 110V108L235 107H237L236 105H234V104H232L233 106H235L234 107V109H232V108H229L228 110H230V109H232V110H230L229 112H232L233 114L230 116V117H228L227 118V116H228V110L226 109L227 107H229L228 106V104H230L232 101H228V100H223V99H221ZM234 100H235V98H234ZM237 98H236V100H235V102H237ZM10 101V100H9ZM41 101V100H40ZM56 101H57V99H56ZM129 101H130V103H131V97H130V99H129ZM149 101V100H148ZM154 101H156V100H154ZM153 101V103H155ZM160 101V100H159ZM191 101V100H190ZM244 101V100H243ZM246 101V100H245ZM244 101V103H250V102H245ZM253 101H255V99L253 100ZM36 102H37V100H36ZM112 102V101H111ZM169 102V101H168ZM175 102V101H174ZM176 102H177V100H176ZM180 102V103H181ZM203 102V101H202ZM206 102V101H205ZM234 102V103H235ZM38 103V102H37ZM44 103H45V99H44ZM43 103V104H44ZM162 103V102H161ZM164 103V102H163ZM165 103H166V100H165ZM172 103L173 102H171V104L170 105H172ZM183 103V102H182ZM198 104L197 105H200L199 104V102H197ZM201 103V102H200ZM204 103V102H203ZM209 103V102H208ZM207 103V104H208ZM253 103V102H252ZM41 104V103H40ZM39 104V105H40ZM49 104V103H48ZM100 104H101V101H100ZM109 104V103H108ZM126 104H127V102H126ZM128 104H129V102H128ZM132 104V103H131ZM174 104V103H173ZM184 104H185V102H184ZM206 104V105H207ZM212 104V103H211ZM240 104V103H239ZM258 104H260V105H258ZM45 105H47V104H45ZM44 105V106H45ZM87 105V104H86ZM164 105V104H163ZM194 105V104H193ZM193 105H190V108H193ZM203 105V104H202ZM210 105V104H209ZM42 106V105H41ZM104 106V105H103ZM103 106H101L100 105V107H102V108H106L105 106L103 107ZM154 106V105H153ZM159 106V105H158ZM175 106V105H174ZM192 106V107H191ZM242 106H244V104L242 105ZM39 107V106H38ZM43 107V106H42ZM82 107V106H81ZM124 107V106H123ZM126 107V106H125ZM160 108L162 107V106H159ZM203 107H204V105H203ZM208 107V106H207ZM226 107V108H225ZM239 107V106H238ZM120 108V107H119ZM132 108V107H131ZM130 108V109H131ZM163 108H165V107H163ZM183 109V107H180V109ZM198 108H199V106H198ZM200 108H201V106H200ZM200 108L199 109H193V111H195V110H199V111H201L200 110ZM55 109H56V107H55ZM81 109V108H80ZM107 109V110H108ZM122 110V112H121V114L122 113H124V112H126V111H124L123 112V108H121ZM130 109L127 111L128 113H129V111H130ZM178 109H179V107H178ZM177 109V110H178ZM179 109V110H180ZM204 109H206V108H204ZM226 109V110H225ZM247 109V110H246ZM40 110V109H39ZM95 110V109H94ZM106 110V109H105ZM126 110V109H125ZM161 110H163V109H161ZM167 110H168V108H167ZM184 110H186V111H183V110H181V111H183V112H179L180 114H185V115H187L186 113H187V109H184ZM210 110H212V108H210ZM247 112H246V111ZM34 111V110H33ZM36 111V110H35ZM100 111V110H99ZM191 111V110H190ZM189 111V112H190ZM193 111H191V112H193ZM199 111H197V112H199ZM213 111V110H212ZM39 111L37 110V113H38ZM69 112H70V110H69ZM78 112H80V111H78ZM77 112V113H78ZM84 112L85 111H83V114H84ZM89 112V111H88ZM117 112V111H116ZM118 112H119V109H118ZM159 113H163V112H160V111H158ZM165 112V111H164ZM205 112V111H204ZM208 112V111H207ZM89 113H91V112H89ZM132 113V110L130 111V114ZM264 112H262L261 114H263ZM18 114V113H17ZM67 115V117H70V116H72L73 117V115L71 114V113H68V111H66V113H64V115ZM71 114V115H70ZM95 114H97V113H95ZM94 114V115H95ZM106 114V116H104ZM118 114H120V113H118ZM129 114V115H130ZM133 114V113H132ZM179 114V115H180ZM199 114V113H198ZM198 114L196 115V113H192V116L189 118L190 120L188 121L189 123H188V125L187 126H185V127H182V128H180V129H186V130H188V129H197V127L196 128H194V127H191L190 125H192L193 123H194V121L200 116H198ZM226 114H227V116H226ZM36 115V114H35ZM52 115V117L51 118H54V120H50V116ZM70 115V116H69ZM75 115V114H74ZM82 115V114H81ZM88 115V114H87ZM86 115V116H87ZM91 115H92V113H91ZM91 115H89L88 117L89 118H86L85 117V119H90V118H92V117H90ZM128 115V116H129ZM247 115H245L244 117H246ZM254 115H256V114H254ZM54 116V117H53ZM77 116V115H76ZM80 116V114L78 115V117ZM99 116V114H97V117ZM118 116V115H117ZM120 116V115H119ZM118 116V117H119ZM121 116H123V115H121ZM202 116V115H201ZM226 116V117H225ZM66 117V116H65ZM66 117V118H67ZM80 117H84V116H80ZM97 117H96V119H97ZM181 117V116H180ZM180 117H178V118H180ZM185 117V116H184ZM35 118V117H34ZM71 118V117H70ZM75 118V117H74ZM121 118H123V117H121ZM125 118V117H124ZM183 118V117H182ZM201 118V117H200ZM206 118V120L208 119V117H205ZM233 118V119H232ZM238 118H240V117H238ZM259 118V117H258ZM65 119V118H64ZM78 119L79 118H77V121H78ZM93 119H94V116H93ZM119 119H120V117H119ZM181 119V118H180ZM202 119V118H201ZM212 119V118H211ZM36 120V119H35ZM70 120H72V119H70ZM69 120V121H70ZM86 120V121H87ZM126 120V119H125ZM186 120V119H185ZM198 120H200V119H198ZM202 120H204V119H202ZM214 120V119H213ZM222 120V121H221ZM244 120H246V119H244ZM250 120V121H251ZM68 121V122H69ZM75 121V120H74ZM80 121H81V118H80ZM115 121H117V119L115 120ZM124 121V120H123ZM123 121H122V123H123ZM236 121H238V122H236ZM57 122V123H56ZM65 122H67V121H64V123ZM79 122V121H78ZM77 122V123H78ZM83 122V125H86L85 124V121L83 120L82 121ZM88 122H92V119H91V121H89L88 120ZM120 122V121H119ZM185 122V121H184ZM202 122V123H203ZM56 123V125L58 124V126H56V127H54V124ZM61 123V122H60ZM71 123H72V121H70V125H71ZM76 123V124H77ZM179 123V122H178ZM196 123V122H195ZM199 123H201L200 121H199ZM75 124V123H74ZM75 124V126H77ZM79 125L81 124V123H78ZM117 124H118V122H117ZM121 124V123H120ZM64 125V124H63ZM69 125V126H70ZM91 125V124H90ZM210 125V126H209ZM66 126V125H65ZM68 126V127H69ZM72 126H74L73 124H72ZM74 126V127H75ZM200 125H198V127H199ZM257 126V127H256ZM71 127V126H70ZM81 127V126H80ZM109 127L111 128V129H109ZM248 127V128H247ZM71 128H73V127H71ZM70 128V129H71ZM116 128V127H115ZM119 129V128H118ZM179 129V130H180ZM75 130H76V128H75ZM108 130V131H107ZM198 130H200V129H198ZM71 131V130H70ZM240 131V132H239ZM258 131V130H257ZM114 135L117 133V130H114ZM195 132V131H194ZM199 132V131H198ZM236 132H238V134L236 133ZM112 133V132H111ZM71 134V136H69ZM194 134V133H193ZM196 134V133H195ZM234 134H237L236 136H234ZM260 134V133H259ZM107 135V136H108ZM179 135H180V133H179ZM184 135V134H183ZM32 136H36L35 137V140L33 141V140H31V137ZM226 136V137H225ZM229 136V137H228ZM231 136H234L233 137V139L231 138ZM253 137L251 140H248V138L249 137ZM109 137V136H108ZM186 137H188V138H186ZM192 137V136H191ZM226 138V139H221V138ZM259 137H261L260 135H259ZM227 138H229V139H227ZM261 138H263V137H261ZM103 139V138H102ZM186 139V140H185ZM190 139V140H189ZM207 138L205 139V140H208ZM258 140L257 141H259V139L260 138H257ZM185 140V141H184ZM228 140V141H227ZM57 141V142H56ZM100 141V140H99ZM105 140H103V142H104ZM224 141H226V143H224ZM56 142V144H54ZM96 142H98V141H96ZM183 142V143H182ZM205 142V141H204ZM219 143V142H218ZM52 144H54V148H50V146L52 145ZM85 144V143H84ZM94 144V143H93ZM192 144V145H191ZM224 144V145H223ZM55 145H56V147H55ZM260 145H262V146H264V143H260ZM85 146V145H84ZM87 146H88V144H87ZM180 146V145H179ZM86 147V146H85ZM95 147V146H94ZM230 147V149H231V151L227 154V156L225 155V153H224V155H223V149L222 148H225V149H227V150H230V149H228ZM82 148V147H81ZM82 149H84V147L82 148ZM91 149V148H90ZM96 149V148H95ZM184 149H186V148H184ZM190 149V148H189ZM221 149H222V151H221ZM80 150V149H79ZM188 150V149H187ZM186 150V151H187ZM259 150H261V149H259ZM91 151V150H90ZM180 151V150H179ZM188 151H190V150H188ZM205 151H208V152H211L210 154H207V152H205ZM220 153H222V155L224 156H222L221 158H220V156H218V158L216 159V160H214L215 159V157H217V154H219V152ZM262 151V150H261ZM181 152V151H180ZM179 152V153H180ZM27 153V152H26ZM26 153L24 154V155H26ZM32 153H30V154H32ZM182 153V152H181ZM186 153V155H187V152H185ZM185 153H184V156H185ZM26 155V157H28L29 156V160H28V158H27V160L29 161V162H27L28 164L27 165H29V164H34V163H30V162H32V161H34V157H35V155ZM75 154V153H74ZM36 155V156H37ZM181 156L183 155V154H180ZM205 155V156H204ZM220 155V154H219ZM180 156V159H182V157ZM191 158H192V156H191ZM246 158H247V156H246ZM24 159H26V158H24ZM241 159V160H240ZM250 159V158H249ZM19 160V159H18ZM78 160V159H77ZM209 161V160H212V161H215V162H212V161H209L208 162V166H209V164H213V165H211L210 167H207V168H205L206 166V164L204 163V162H206V161ZM238 160H240V161H238ZM248 160V159H247ZM251 160V159H250ZM25 161V160H24ZM180 161V160H179ZM21 162V161H20ZM26 162V161H25ZM24 162V163H25ZM183 162H184V160H183ZM210 162H212V163H210ZM236 162H241V164H242V162H243V164H242V166H240V165H238L237 166V164H235ZM44 163H47L46 161H44ZM178 163V162H177ZM180 164H181V162H179ZM187 163V162H186ZM252 163V162H251ZM36 164V163H35ZM37 164H38V162H37ZM195 164H197V166L195 165ZM203 164V165H202ZM233 164H235L236 166H234V167H231ZM239 164V163H238ZM74 165V164H73ZM175 165V164H174ZM173 165V166H174ZM24 166V168H25V170H24V172L26 171V169H27V166L24 164L23 165ZM190 166V167H191ZM203 166H205V167H203ZM243 166L245 167L244 169H242L243 168ZM247 166V167H246ZM36 167H37V165H36ZM57 167V166H56ZM181 167V166H180ZM184 167V166H183ZM231 167V168H230ZM238 167H242L241 169H239ZM15 168H16V166H15ZM29 168V167H28ZM41 168V169H40ZM58 168V167H57ZM175 168V167H174ZM178 168V167H177ZM238 168V169H237ZM32 169L34 170V168L32 167ZM36 169V168H35ZM63 169V170H62ZM61 170H59V171H61V172H65L64 170V167L62 168ZM179 169V168H178ZM256 169H258V167L256 168ZM29 170H30V168H29ZM29 170H27L26 172H28ZM172 170V169H171ZM175 171H176V169H174ZM189 170H191V168L189 169ZM237 171V172H238ZM238 172V173H240V175L242 174V173H244V172ZM12 172H14V173H12ZM34 173H37V171H33ZM55 172H56V169H55ZM232 172V171H231ZM237 172L236 173H234V174H237ZM32 173V172H31ZM51 173V172H50ZM57 173H59V172H57ZM66 173V172H65ZM65 173H64V175H65ZM173 173V172H172ZM176 173H177V171H176ZM214 173H217V175H216V177L218 178V177H222L221 179H217L216 181H213V178H212V176H213V174ZM29 174V173H28ZM52 174V173H51ZM175 174V173H174ZM231 174V173H230ZM32 175H34V174H31V176ZM102 175V174H101ZM221 175V176H220ZM26 176V175H25ZM97 176V175H96ZM96 176H94V178L96 177ZM100 176V175H99ZM229 176H231V175H229ZM228 176V177H229ZM23 177V176H22ZM43 177V176H42ZM58 177V176H57ZM65 177V176H64ZM92 177V176H91ZM98 177V176H97ZM175 177V176H174ZM232 177V176H231ZM230 177V178H231ZM16 178V179H15ZM119 178V177H118ZM168 178V177H167ZM199 178H202L201 180L199 179ZM238 178V177H237ZM237 178H235V179H233V181L234 180H236ZM55 179H57V178H55ZM88 179H90V178H88ZM215 179V178H214ZM226 179H228V178H226ZM85 180V179H84ZM196 180V181H195ZM231 180V179H230ZM237 182H239L238 180H236ZM240 183H244V181L243 180H241L240 179ZM243 181V182H242ZM232 182V181H231ZM231 182H227V183H229V184H231ZM237 182H232V183H234V185L232 184V185H230V186H228V184L226 183V185L228 186V188H229V190L230 189H232L233 187V189H238V188H242L241 190H242V194L244 195V194H246L245 192L247 191V189H249V187L247 188H243L244 187V184L242 185V187H237V185H239V184H237ZM255 182V181H254ZM77 183V182H76ZM219 183V182H218ZM221 184V183H220ZM122 185V186H123ZM164 185V184H163ZM204 185V186H203ZM217 185V184H216ZM219 185V184H218ZM125 186V185H124ZM235 186L237 187V188H235ZM250 186V185H249ZM119 187L122 189V191H121V189L119 190ZM204 187V188H205ZM231 187V188H230ZM225 188H226V186H225ZM227 188V189H228ZM196 189H199V186L198 187H196ZM195 189V190H196ZM201 189V188H200ZM215 189V188H214ZM246 189V190H245ZM202 190V189H201ZM210 190H212V189H210ZM217 190H219V189H216V191ZM245 190V192H243ZM255 190V189H254ZM127 191H129V192H127ZM150 191H151V189H150ZM159 191V190H158ZM203 191V190H202ZM201 191V192H202ZM212 191H214V192H212ZM211 191V193H213V194H215L216 192H215V190H212ZM225 191V190H224ZM232 191V190H231ZM237 191V190H236ZM240 191V190H239ZM192 192V191H191ZM191 192H189L187 195H193L194 194V192L193 193H191ZM200 192V193H201ZM191 193V194H190ZM210 192L208 193V194H211ZM218 193V192H217ZM219 193H220V191H219ZM226 193H230V191H227ZM238 193H241V192H238ZM238 193H236L237 195L236 196H238L239 194ZM126 194H130V196L128 195V196H126ZM153 194V193H152ZM155 194V193H154ZM231 194V193H230ZM235 194V193H234ZM233 193H232V195H234ZM72 195V194H71ZM162 195H163V193H162ZM195 195H196V193H195ZM200 195H202V194H200ZM217 195V194H216ZM220 195V194H219ZM208 196V198H209V200H210V198H213L214 199V197L213 196H209V195H206V197ZM226 196V195H225ZM229 196V195H228ZM146 197V196H145ZM193 197V196H192ZM217 197V196H216ZM220 197H222V196H220ZM224 197V196H223ZM65 198L63 199V200H65ZM150 198V197H149ZM161 198V197H160ZM189 198V197H188ZM193 198H195V196L193 197ZM218 198V197H217ZM151 199V198H150ZM159 199V198H158ZM192 199V198H191ZM216 199V198H215ZM137 200V199H136ZM143 200V199H142ZM152 200V199H151ZM157 200V199H156ZM185 200H187V199H185ZM208 200V201H209ZM212 200V199H211ZM219 200V199H218ZM134 201V200H133ZM153 201V200H152ZM169 201V200H168ZM193 201V200H192ZM135 202V201H134ZM186 202V201H185ZM189 202V201H188ZM58 203H61V202H58ZM129 203V202H128ZM132 202H130V204H131ZM110 204H108V206H110ZM115 204V203H114ZM120 204V203H119ZM62 205V204H61ZM60 205V206H61ZM112 205V204H111ZM56 206V205H55ZM57 206L59 207V204H57ZM167 206V205H166ZM108 208V207H107ZM44 209V208H43ZM60 209L61 208H58V209H56V210H53V213L54 212H57L58 214H59V212H60ZM62 209H64V208H62ZM112 209H113V206H112ZM51 210V209H50ZM51 210V211H52ZM27 211V210H26ZM43 212V211H42ZM45 213V212H44ZM49 213V212H48ZM57 213H54V217H56V216H58V214ZM61 216V215H60ZM19 217H17L18 219H19ZM63 217H65V216H63ZM22 218V217H21ZM49 218H51L50 216H48V219ZM47 219V218H46ZM54 219H56V221H57V219L58 218H54ZM10 220V219H9ZM41 220V219H40ZM42 220H44V219H42ZM50 220V219H49ZM48 220V221H49ZM59 220V219H58ZM60 220H62V218H60ZM23 221V220H22ZM21 221V222H22ZM8 222V221H7ZM49 222H51V221H49ZM19 223V222H18ZM43 223H47V222H43ZM58 223V222H57ZM50 224V223H49ZM52 224V223H51ZM6 229V228H5ZM26 229V228H25ZM0 232H1V229H0ZM19 237V236H18ZM19 239V238H18ZM166 241L168 242V243H164L163 244V248H167V246L169 247V245H171V243H169L170 241H169V239L168 238H166ZM24 242H25V240H24ZM166 244V245H165ZM24 246V247H23ZM187 245H186V243H185V240L183 239V243H182V247L183 248H187L186 247ZM21 247H23V248H21ZM196 247V246H195ZM23 249V252L25 251V250H31L30 248H33V250H34V252H33V256H34V258H33V256H31L30 254V256H24V257H22V258H20L19 260H18V257H20V256H18L17 255V252H18V249ZM25 253V252H24ZM29 252H27V254H28ZM38 253V252H37ZM22 254V253H21ZM35 254H36V251H35V247L33 246V244H31V245H29V244H27V242L26 243H20L18 240H17V237H16V235L14 234V232H10V233H8L6 236H4L3 234H0V264L2 263V261L4 260V258L6 259V257H9L10 258V260H11V258L14 256L18 261H19V263L18 264H28L29 262H34V260H35V263H36V257H35ZM25 255V254H24ZM59 255V254H58ZM18 256V257H17ZM32 257V258H31ZM44 262V261H43ZM34 263V264H35ZM31 264H33V263H31Z\"/></svg>",
    "mask_w": 264,
    "mask_h": 264
}]
</instances>
